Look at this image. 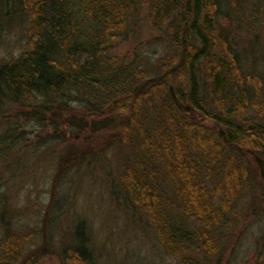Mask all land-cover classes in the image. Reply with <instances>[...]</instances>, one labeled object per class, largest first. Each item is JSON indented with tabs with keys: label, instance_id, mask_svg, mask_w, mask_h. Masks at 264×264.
<instances>
[{
	"label": "trees",
	"instance_id": "obj_1",
	"mask_svg": "<svg viewBox=\"0 0 264 264\" xmlns=\"http://www.w3.org/2000/svg\"><path fill=\"white\" fill-rule=\"evenodd\" d=\"M18 7L28 25L27 48L0 64V120L16 106L32 108L30 117L39 124L56 111L66 113L67 130L110 132L113 153L123 155L122 190L166 252H183L182 264L222 258L243 211L260 202L264 209V195L251 181L253 165L264 183L262 80L243 69L222 24L235 20L237 27L250 18L256 24L261 16L252 2L18 0ZM143 19L162 34L168 51L153 63L138 54L130 60L114 55L113 44ZM16 125L8 121L0 135L5 157ZM89 161L77 152L62 164ZM51 206L42 239L35 230L17 231L4 222L0 264H42L53 254ZM168 208L195 224L176 222ZM58 254L60 264H92L81 222Z\"/></svg>",
	"mask_w": 264,
	"mask_h": 264
},
{
	"label": "rangeland",
	"instance_id": "obj_2",
	"mask_svg": "<svg viewBox=\"0 0 264 264\" xmlns=\"http://www.w3.org/2000/svg\"><path fill=\"white\" fill-rule=\"evenodd\" d=\"M249 1L261 16L256 24L251 18L238 23L239 27L235 20L222 24L230 29L241 66L260 76L264 93V0ZM27 41L28 25L18 0H0V64L19 56L27 48ZM164 41L162 34L152 30L143 19L125 38L113 44L112 53L125 60L138 54L153 63L168 51ZM71 105L78 106L76 102ZM7 112L0 120V135L8 121L17 123V135L11 138L14 146L9 157L0 153V239L7 220L17 231L35 230L39 238L43 237L40 233L43 216L46 206L52 203L47 215L50 226L56 227L50 233L54 250L43 258L42 264H60L59 248L67 243L70 231L78 222L87 233L92 264H182L183 252L168 254L154 229L140 218L123 192L118 162L123 155L113 153L108 142L110 132L67 130L62 125L66 113L56 111L45 113L41 124L30 117L32 108L21 110L9 106ZM77 152L87 153L89 163L63 168L62 160ZM251 168L254 189L264 195L262 178L253 165ZM261 207L260 202L254 208L243 209L245 219L238 226L234 244L213 264H264ZM167 211L176 222L190 228L195 224L192 219L178 216L174 208ZM187 255L200 258L198 254Z\"/></svg>",
	"mask_w": 264,
	"mask_h": 264
}]
</instances>
